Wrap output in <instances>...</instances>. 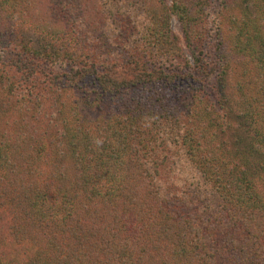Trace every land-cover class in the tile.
Segmentation results:
<instances>
[{
    "label": "trees",
    "instance_id": "trees-1",
    "mask_svg": "<svg viewBox=\"0 0 264 264\" xmlns=\"http://www.w3.org/2000/svg\"><path fill=\"white\" fill-rule=\"evenodd\" d=\"M0 264H264V0H0Z\"/></svg>",
    "mask_w": 264,
    "mask_h": 264
},
{
    "label": "rangeland",
    "instance_id": "rangeland-1",
    "mask_svg": "<svg viewBox=\"0 0 264 264\" xmlns=\"http://www.w3.org/2000/svg\"><path fill=\"white\" fill-rule=\"evenodd\" d=\"M134 7V5H126L125 6V9L124 8H120L119 10L121 12H131V14H136V12H139V10L137 8H132ZM169 28L170 30L179 38V44H181V30H180V26H179V23L177 21V19L173 16V15H170L169 17ZM23 33H24V37L27 39H29L30 41H32L33 45L35 46L37 43L39 44L40 42L36 39V35L34 33H31L27 30H23ZM240 69L239 65L237 63H235L234 61H232L230 63V66H229V69L227 71V74L225 76V80L223 81L224 84H223V89H227V90H231V87H232V83H233V80L237 77V73H238V70ZM227 82H229V86L225 85L227 84ZM219 87H221L219 85ZM229 92V91H228ZM226 93V92H225Z\"/></svg>",
    "mask_w": 264,
    "mask_h": 264
}]
</instances>
